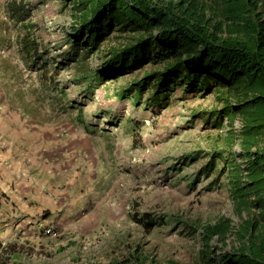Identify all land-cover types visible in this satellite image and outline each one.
<instances>
[{"label": "rangeland", "instance_id": "obj_1", "mask_svg": "<svg viewBox=\"0 0 264 264\" xmlns=\"http://www.w3.org/2000/svg\"><path fill=\"white\" fill-rule=\"evenodd\" d=\"M8 1L0 0V103L17 107L33 131L64 139L89 135L81 143L90 162L80 163L77 185L58 200L62 216H32L0 193V264L218 260L236 244L234 227L249 215L233 204L220 172L225 163L214 158L215 169L200 172L212 152L229 158L230 150L240 149L238 115L214 126L215 110L234 102L227 89L211 83L209 91L188 93L180 82L166 107L151 105L149 86L140 96L127 88L144 71L161 69V59L114 79L79 72L80 66L99 69L108 50L133 33L114 30L79 65L67 59L75 24L70 0H23L29 15L21 22L8 13ZM23 36L34 42V55L22 51ZM145 212L157 221L150 232L134 221ZM222 218L231 230L224 243L213 238L206 251L201 226Z\"/></svg>", "mask_w": 264, "mask_h": 264}, {"label": "trees", "instance_id": "obj_2", "mask_svg": "<svg viewBox=\"0 0 264 264\" xmlns=\"http://www.w3.org/2000/svg\"><path fill=\"white\" fill-rule=\"evenodd\" d=\"M70 1L75 10L67 52L70 62L81 65L84 54L97 50L114 30L133 33L132 40L108 50L99 69L80 66L84 78L114 79L161 59V69L144 71L127 88L140 96L149 86L151 105L166 107L180 82L186 84L188 93L203 88L209 91L211 83L227 89L234 102L215 110L218 120L214 126L221 125L224 116L231 120L238 115L242 119L240 149L237 153L230 150L229 158L220 151L212 152V160L200 172L210 174L215 159L225 163L220 172L226 175L233 204L237 211L240 207L248 210L249 215L234 227L236 244L218 260L205 264H264V0ZM7 11L17 22L29 15L23 0H9ZM21 48L25 55L36 51L34 42L24 36ZM134 219L147 232L157 224L147 212ZM230 230V221L224 218L203 224L206 251L213 238L224 243ZM126 264L142 262L135 258Z\"/></svg>", "mask_w": 264, "mask_h": 264}, {"label": "crops", "instance_id": "obj_3", "mask_svg": "<svg viewBox=\"0 0 264 264\" xmlns=\"http://www.w3.org/2000/svg\"><path fill=\"white\" fill-rule=\"evenodd\" d=\"M88 136L70 135L64 139L33 131L17 107L1 102L0 193L32 216L45 211L54 218L62 216L63 203L58 200L77 185L80 163L90 162L83 154L89 149L81 143Z\"/></svg>", "mask_w": 264, "mask_h": 264}]
</instances>
